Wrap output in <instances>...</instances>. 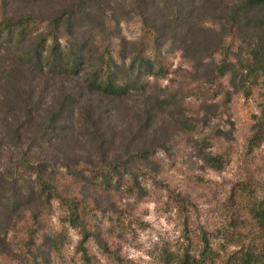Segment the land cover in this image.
Instances as JSON below:
<instances>
[{
  "label": "rangeland",
  "instance_id": "1",
  "mask_svg": "<svg viewBox=\"0 0 264 264\" xmlns=\"http://www.w3.org/2000/svg\"><path fill=\"white\" fill-rule=\"evenodd\" d=\"M245 1L0 0V264L257 249L264 11Z\"/></svg>",
  "mask_w": 264,
  "mask_h": 264
},
{
  "label": "trees",
  "instance_id": "2",
  "mask_svg": "<svg viewBox=\"0 0 264 264\" xmlns=\"http://www.w3.org/2000/svg\"><path fill=\"white\" fill-rule=\"evenodd\" d=\"M253 2H259L261 3L262 9L264 11V0H246L245 4L253 3ZM9 28L8 22L6 21H0V31H7ZM142 60L145 58L141 57ZM91 86H93L95 89L100 90L105 93L110 94H122L124 89L122 90L121 87H117L111 82L108 81H99L94 80L91 81ZM197 89L193 88L192 93L196 94ZM195 142L197 143L196 146L198 149H203L207 146V143L210 142V139H207V137H198ZM228 157L229 152L227 150H221L219 152L213 153L208 155L205 160L206 162L213 168L217 170H222L225 165L228 164ZM255 216L258 219V223L263 230L262 233V239H260L258 245L256 246V250H246L245 253L242 255L239 264H264V210H260V206L255 205L254 206ZM175 264H201L199 259H196L194 256L185 254L180 257H178L175 260Z\"/></svg>",
  "mask_w": 264,
  "mask_h": 264
}]
</instances>
